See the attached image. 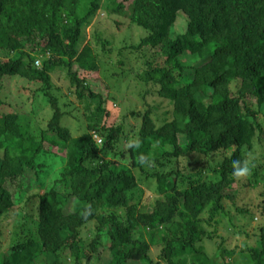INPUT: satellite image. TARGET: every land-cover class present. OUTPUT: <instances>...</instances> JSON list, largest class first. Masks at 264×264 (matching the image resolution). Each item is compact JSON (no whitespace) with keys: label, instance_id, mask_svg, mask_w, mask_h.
<instances>
[{"label":"trees","instance_id":"1","mask_svg":"<svg viewBox=\"0 0 264 264\" xmlns=\"http://www.w3.org/2000/svg\"><path fill=\"white\" fill-rule=\"evenodd\" d=\"M104 1L0 0L1 243L13 226L0 264H226L231 239L264 264V225L235 228L256 211L222 220L243 178L264 210V0H131L113 12L143 32L136 43L83 45ZM115 50L119 75L146 88L144 111L125 81L113 97L99 76ZM57 72L82 115L60 102ZM236 160L251 174L233 177Z\"/></svg>","mask_w":264,"mask_h":264},{"label":"rangeland","instance_id":"2","mask_svg":"<svg viewBox=\"0 0 264 264\" xmlns=\"http://www.w3.org/2000/svg\"><path fill=\"white\" fill-rule=\"evenodd\" d=\"M130 2L131 0H111L110 3H108L107 1H104V5L102 4L103 5L102 9H100L98 13L95 16H93L88 22V24L84 26L83 28V40H82L83 45L87 42H90L92 43V45H96L97 48H101L102 45L98 41V37L102 40L104 39V41H108L111 44L113 49H119L120 45H123L124 43H128V44L136 43L138 39L141 36H143V32L131 26L126 12L125 14H119L117 12L115 13L113 12V8H115L116 5L118 4L122 5L123 12L126 11L130 5ZM172 34H173V31H172ZM116 54H117V51L116 50L113 51V54H112L113 59L111 60L112 64L110 63L106 64V62L102 64L103 66H101L99 76L107 82L110 88L109 92L110 94H112L113 97L114 96L117 97V95L123 94L125 92L126 99L136 101L138 109L141 111H144L145 109H142L144 108L142 98L146 92L145 90L146 88H144L142 84L140 83L139 79H137L138 78L137 72L133 70L132 71L127 70L128 67L124 69L126 70L124 76L119 75L121 69L115 66V61L117 60V58L115 57ZM149 54L150 53H147V55ZM140 62L141 60H138L136 62V66H135L136 68H137V64L140 65ZM113 73H117V75L115 77H112L111 75ZM64 75L65 74L63 72H57L56 74L53 75V78H52L55 85L61 88V92H58V97L60 98V102H68V107H66V109H68L69 111L74 108L78 109L73 112H77L78 115H82L84 112L83 105L81 104L79 100L75 98V96L72 93H70V91H68L67 82L65 80ZM118 75L120 77H118ZM120 79L123 80V82L124 81L125 82L121 86V88L118 89V87H120L119 86ZM117 89L120 94L117 92ZM125 89L126 91H124ZM147 100L149 102V98H147ZM118 103L120 102L117 99V100H114V102L110 103L108 106V109L114 114V117L112 119L113 120L115 119V121L120 115L119 114L120 111H123L125 107L123 104L119 106ZM39 120L42 121L41 116L38 117V121ZM35 121L37 120H34L33 116L31 117L30 115L26 118H22V122L25 128L30 129L31 131L37 132L36 131L37 125ZM257 146L259 145H256V147ZM258 150L259 149L257 148V150L255 151L260 152ZM46 165L47 166L50 165L49 161L47 162ZM46 168L44 167V171L47 170ZM54 168L55 167H52L51 169L47 170V172L52 171ZM248 183H249L248 178H243L238 182V184L236 185L237 191L235 193L234 202L225 201L224 203L226 212H225V215H223L222 220L237 217L236 215L238 213V209L248 208V209L253 210L254 212L256 211V216L254 218L246 219L244 218V216H240L239 217L240 221L238 222L239 225L235 227L237 230L239 229V231L241 230L240 228L242 227L247 230H250L248 232H251L253 231L254 227H259L261 224L264 225V210H263V207L261 206V197L259 198V195H258V191L260 188H252L251 185ZM149 192L151 193V195H153L154 193L153 190ZM27 218H29V220H27V224H29L30 227H34V225L32 224L33 222H31V220L33 221L34 219L31 217H27ZM93 228H94L93 225H88L87 228L83 230L82 237L84 238L86 243H88L91 239ZM12 230H13V226L12 227L9 226L8 228H6L5 231L8 232L7 233L8 236L11 235V233H13L11 232ZM223 232H224V237L230 238L229 236H231L232 230L230 231V229H227V231H223ZM219 233L221 232L219 231ZM8 236L6 237L8 238ZM7 238L5 237L2 238L1 240H4L2 243L0 241V258L2 254L7 250L6 246L4 245L8 244L9 242L8 239H11V238L7 239ZM233 238H236V237L234 236ZM233 240L234 239H231L229 241V243L227 244L226 248L223 251V254L220 250L219 252H217V256L221 252L220 254L226 260V264H253L249 258H247L246 256L240 253V250H236V247H239V246L233 247V244H234L232 242ZM248 240L249 239L246 237L242 239L238 237L237 243L239 245H242L241 242L248 241ZM157 247L158 245L154 246L152 249V255L154 259L158 258V255L161 250V247H158V248ZM227 256H232V257L226 258ZM103 258L106 261L109 260L110 253L108 249H106V251L103 253ZM186 259L189 260L190 258L187 257ZM217 259L220 260L218 257ZM65 262L67 264H72L71 263L72 261H65ZM188 264H190V261Z\"/></svg>","mask_w":264,"mask_h":264},{"label":"clouds","instance_id":"3","mask_svg":"<svg viewBox=\"0 0 264 264\" xmlns=\"http://www.w3.org/2000/svg\"><path fill=\"white\" fill-rule=\"evenodd\" d=\"M141 160L143 162L144 157H141ZM252 167H254V165L250 166L248 162H241L239 160L233 161L232 175L235 178L245 177L251 174Z\"/></svg>","mask_w":264,"mask_h":264}]
</instances>
